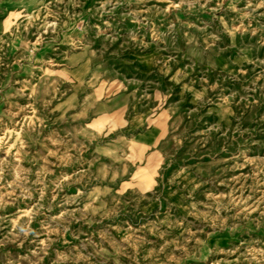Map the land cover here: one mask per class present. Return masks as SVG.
<instances>
[{
  "label": "rangeland",
  "instance_id": "374dc122",
  "mask_svg": "<svg viewBox=\"0 0 264 264\" xmlns=\"http://www.w3.org/2000/svg\"><path fill=\"white\" fill-rule=\"evenodd\" d=\"M0 264H264V0H0Z\"/></svg>",
  "mask_w": 264,
  "mask_h": 264
}]
</instances>
